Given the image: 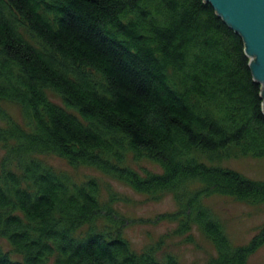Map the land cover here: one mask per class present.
Listing matches in <instances>:
<instances>
[{"label":"trees","instance_id":"1","mask_svg":"<svg viewBox=\"0 0 264 264\" xmlns=\"http://www.w3.org/2000/svg\"><path fill=\"white\" fill-rule=\"evenodd\" d=\"M0 101L19 105L26 123L0 107V238L9 246L0 244V264H180L99 230L104 215L116 223L99 183H77L43 154L141 194L172 193L169 217L209 239V264H249L264 245L263 225L235 246L204 204L214 195L264 204V180L213 164L264 159V99L244 40L207 1L0 0ZM129 156L162 173L141 174Z\"/></svg>","mask_w":264,"mask_h":264},{"label":"rangeland","instance_id":"2","mask_svg":"<svg viewBox=\"0 0 264 264\" xmlns=\"http://www.w3.org/2000/svg\"><path fill=\"white\" fill-rule=\"evenodd\" d=\"M47 94L54 103L64 106L57 92L49 89ZM0 107L14 121L26 126L19 105L0 101ZM5 126L6 122L0 118V129ZM5 153L4 145L0 142V171ZM36 158L52 166L58 173L70 175L77 183L96 180L100 186V202L103 206L111 207L116 221L115 224L110 223L104 215L97 221L96 226L99 230L106 228L112 235L122 236L128 241L132 251L138 254L153 252L160 261L166 260L170 255L180 264H209L211 258L216 256L214 246L196 226L181 233L179 223L169 217L178 211L172 193L165 192L159 196L141 194L95 168L74 167L53 154L38 155ZM202 160L209 162L206 156ZM126 164L141 174L162 173L161 166L148 158L135 161L129 156ZM213 164L234 169L250 179L264 180V159L234 157ZM204 204L222 222L228 238L235 246L248 244L264 225V204L251 205L223 195L206 198ZM88 229L89 226H85L78 235L85 234ZM0 244L9 250L4 239L0 238ZM14 258L19 256L14 255ZM49 264H54V258ZM249 264H264V245L250 257Z\"/></svg>","mask_w":264,"mask_h":264},{"label":"water","instance_id":"3","mask_svg":"<svg viewBox=\"0 0 264 264\" xmlns=\"http://www.w3.org/2000/svg\"><path fill=\"white\" fill-rule=\"evenodd\" d=\"M244 40L264 99V0H205ZM264 108V103H263Z\"/></svg>","mask_w":264,"mask_h":264}]
</instances>
